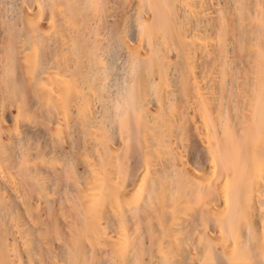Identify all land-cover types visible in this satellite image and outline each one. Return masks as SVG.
<instances>
[{
	"label": "bare ground",
	"instance_id": "1",
	"mask_svg": "<svg viewBox=\"0 0 264 264\" xmlns=\"http://www.w3.org/2000/svg\"><path fill=\"white\" fill-rule=\"evenodd\" d=\"M0 264H264V0H0Z\"/></svg>",
	"mask_w": 264,
	"mask_h": 264
}]
</instances>
